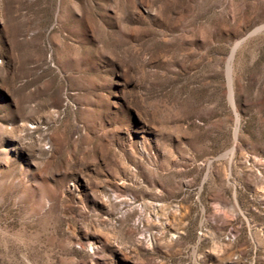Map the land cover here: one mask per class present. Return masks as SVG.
Here are the masks:
<instances>
[{"label": "rangeland", "instance_id": "obj_1", "mask_svg": "<svg viewBox=\"0 0 264 264\" xmlns=\"http://www.w3.org/2000/svg\"><path fill=\"white\" fill-rule=\"evenodd\" d=\"M0 264H264V0H0Z\"/></svg>", "mask_w": 264, "mask_h": 264}, {"label": "bare ground", "instance_id": "obj_2", "mask_svg": "<svg viewBox=\"0 0 264 264\" xmlns=\"http://www.w3.org/2000/svg\"><path fill=\"white\" fill-rule=\"evenodd\" d=\"M259 28V27H258ZM242 40H239V41H237L236 42V44H235V46L233 47V49H232V53H231V55H230V60H232V58H233V55H234V52H235V49H236V47L239 45V43L241 42ZM230 65H229V74H230Z\"/></svg>", "mask_w": 264, "mask_h": 264}]
</instances>
